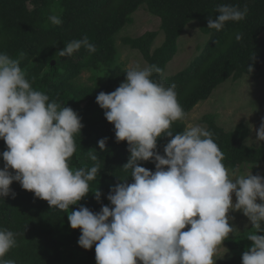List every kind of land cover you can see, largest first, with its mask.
Wrapping results in <instances>:
<instances>
[{"label": "clouds", "instance_id": "obj_1", "mask_svg": "<svg viewBox=\"0 0 264 264\" xmlns=\"http://www.w3.org/2000/svg\"><path fill=\"white\" fill-rule=\"evenodd\" d=\"M217 12L207 27L219 31L225 22L244 20L248 8L222 4ZM49 20L62 23L58 15ZM82 46L96 51L85 36L59 55H72ZM154 72L163 77L162 68L137 64L126 70V80L115 91L96 96L117 142L127 141L130 157L123 169L130 170L132 182L124 179L111 188V207L102 205L94 213L81 205L70 211V227L81 230L79 246L87 250L95 245L96 264H216L218 248L236 230L227 214L242 210L253 229L245 233L253 244L242 254V264H264V234H257L264 233V176L230 174L213 133L203 126L189 124L174 134L171 126L185 112L176 85L154 80ZM83 126L71 107L32 87L19 59L0 52V139L6 144L0 153V198L15 196L10 185L16 181L65 212L90 192L99 202V188L90 189L101 170L97 152H88L91 167L69 164ZM161 137L170 138L164 155L157 152ZM256 139L264 142V118ZM98 145L105 150L106 138ZM141 161H153L155 171L140 166ZM17 246L16 233L0 228V264H16L4 257Z\"/></svg>", "mask_w": 264, "mask_h": 264}, {"label": "trees", "instance_id": "obj_2", "mask_svg": "<svg viewBox=\"0 0 264 264\" xmlns=\"http://www.w3.org/2000/svg\"><path fill=\"white\" fill-rule=\"evenodd\" d=\"M30 4L38 9L29 10ZM144 4L149 5L151 11L161 18L166 44L175 40L188 21L199 19L203 23L205 18L206 26L201 28L210 35V42L204 53L186 70L162 80L166 87L176 85L178 101L185 113L205 99L232 72L249 73L248 65H251L253 73L264 66V50L259 52L255 47L258 32L264 27V0H74L72 9L67 8L60 16L62 23L53 26L41 21L43 9L48 5L55 6L52 0H0V52L20 60V67L26 71L35 90L43 91L50 100L64 106L72 105L73 109L80 111L79 104L88 100L89 106L91 97L76 91L66 95L65 86L71 87L65 85L67 80L75 78L83 67L92 66L105 58L111 51L113 37L125 26L128 17ZM222 4L239 6L241 9L247 6V16L241 21L225 22L219 31L208 28V19L216 18L217 7ZM237 34L241 35L240 40H236ZM85 36L95 45L94 53H89L82 46L72 55H59V51L68 43L82 40ZM154 37V33H147L131 41L132 46L141 50L151 65L155 64L148 57L145 46ZM152 78L161 81L160 75L155 72ZM82 124L81 133L75 137L76 151L69 164L72 168L91 167L93 161L89 159L88 152H97L101 170L90 182V189L95 191L99 188L100 201L90 192L65 212L51 208L47 201L35 197L33 192L24 190L19 182L13 181L10 188L15 196L10 194L0 198V228L15 232L18 246L6 253L5 259H14L16 264L59 263L63 257L61 248L72 239L78 240L81 235L80 229L70 227V211L78 210L81 205L94 213L99 212L102 205L111 207L107 199L111 188L124 179L132 182L130 170L123 169L130 157L128 144L127 141L117 142L114 125L106 120L105 115L98 121L84 117ZM171 130L174 134L182 133L184 125L173 122ZM220 132L215 131L213 139L224 153L223 163L227 169L243 162H264V151L244 147L240 135L226 136ZM105 138V150H101L98 141ZM169 139H158L159 154L164 155L163 149ZM5 150L6 144L0 139V153ZM139 163L155 171L153 161ZM3 166L4 161L0 156V169ZM75 264H96L95 245L87 249L85 258Z\"/></svg>", "mask_w": 264, "mask_h": 264}, {"label": "rangeland", "instance_id": "obj_3", "mask_svg": "<svg viewBox=\"0 0 264 264\" xmlns=\"http://www.w3.org/2000/svg\"><path fill=\"white\" fill-rule=\"evenodd\" d=\"M52 2L55 6L48 5L41 15V21L47 26L54 25L49 20L50 15L60 17L67 8L72 9L74 0H52ZM28 9L36 11L38 8L30 4ZM128 18L125 26L113 37L111 51L105 58L98 60L92 66L83 67L75 78L68 79L65 84L71 85V87L65 86L66 95L76 91L80 95L91 97L89 106L88 100L79 104L80 111L73 109L72 105H65L78 113L82 123L84 117L90 121H98L104 115L105 110L96 103V96L100 92L115 91L126 80V70L137 64L141 68L151 65L142 51L132 46V40L147 33L155 34L154 39L145 46V49L153 63L164 70L163 77L160 76L162 80H167L189 68L204 53L210 42V35L204 33L201 28L206 26L205 18L203 23L199 19L188 21L175 40L167 44L165 33L161 28V18L151 11L149 5H141ZM255 47L259 52L264 50V27L258 32ZM262 118H264L263 65L253 73L232 72L213 88L205 99L185 113L183 120L175 122L182 123L184 130L187 125L192 124L203 126L214 134L215 131H221L220 133L226 136L237 134L241 136V144L244 147L264 151V142L256 139ZM228 170L235 176L248 175L250 172L253 175L264 176V162H243ZM232 195L235 204L236 197L234 193ZM257 202L260 203L259 199ZM227 215L230 217V226L236 230L218 248L216 264H242V254L253 244L245 236L246 232L253 231L252 225L242 210H230ZM61 250L62 260L56 264H75L86 256V250L79 246L76 239L70 240Z\"/></svg>", "mask_w": 264, "mask_h": 264}, {"label": "water", "instance_id": "obj_4", "mask_svg": "<svg viewBox=\"0 0 264 264\" xmlns=\"http://www.w3.org/2000/svg\"><path fill=\"white\" fill-rule=\"evenodd\" d=\"M83 106V105H82Z\"/></svg>", "mask_w": 264, "mask_h": 264}]
</instances>
